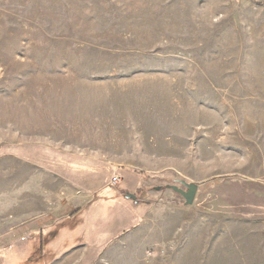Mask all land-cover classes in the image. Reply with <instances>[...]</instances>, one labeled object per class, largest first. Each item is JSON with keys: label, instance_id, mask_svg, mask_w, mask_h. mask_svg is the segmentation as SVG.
Masks as SVG:
<instances>
[{"label": "rangeland", "instance_id": "374dc122", "mask_svg": "<svg viewBox=\"0 0 264 264\" xmlns=\"http://www.w3.org/2000/svg\"><path fill=\"white\" fill-rule=\"evenodd\" d=\"M0 264H264V0H0Z\"/></svg>", "mask_w": 264, "mask_h": 264}, {"label": "crops", "instance_id": "0c3cea01", "mask_svg": "<svg viewBox=\"0 0 264 264\" xmlns=\"http://www.w3.org/2000/svg\"><path fill=\"white\" fill-rule=\"evenodd\" d=\"M66 186H68L70 190H73V184L70 181L64 180ZM82 191V190H80ZM95 191V190H94ZM83 192V191H82ZM97 192V191H96ZM70 193V192H69ZM72 193V191H71ZM81 195L82 198H90L89 200L85 201L83 198L82 202L79 204L74 203V195L68 196H63V199H59L57 201V204L55 206V215L51 218L50 222L45 224L44 232L50 233V235L56 234V235H61L63 234L66 230H76L79 229L82 233H90L91 237L90 240L88 241L86 238L81 240L80 238V243L76 247L72 248L74 250L81 249L84 247V250H104L107 246V243H112V240L118 237L121 233L122 230L120 228L122 224V219L124 217H128L131 215V212H133V207L129 208L126 206V208H129L126 214H122V202L120 201L119 198H112L109 196L106 200H103V198L98 196H94L96 198H93V192ZM92 194L91 196H89ZM95 194V193H94ZM107 202V206H106ZM135 204L138 203L134 201ZM119 207L118 212L116 213V208L115 206ZM107 208L108 210H111V213L109 216L112 217V221L109 224V228L104 229L101 224H100V219H103L104 216L101 214L103 211ZM74 211H77L73 214ZM135 212V211H134ZM114 213V214H113ZM116 213V214H115ZM136 214V212H135ZM93 219H98L95 223L92 229L91 226H88V223L90 222L89 220ZM92 221V220H91ZM89 227V228H88ZM136 227V226H134ZM133 227V228H134ZM52 234V239L55 238V236ZM108 234V237L105 235ZM84 237V236H83ZM111 246V245H109Z\"/></svg>", "mask_w": 264, "mask_h": 264}, {"label": "water", "instance_id": "95a60500", "mask_svg": "<svg viewBox=\"0 0 264 264\" xmlns=\"http://www.w3.org/2000/svg\"><path fill=\"white\" fill-rule=\"evenodd\" d=\"M179 184L181 185V187L177 185H169V187L182 196L185 205L192 204L197 192L198 185L194 182H187L185 180H179ZM124 198L137 202V198L134 193L125 192Z\"/></svg>", "mask_w": 264, "mask_h": 264}, {"label": "built area", "instance_id": "2783aa9c", "mask_svg": "<svg viewBox=\"0 0 264 264\" xmlns=\"http://www.w3.org/2000/svg\"><path fill=\"white\" fill-rule=\"evenodd\" d=\"M121 181L120 177L118 175H114L112 177L113 184L119 183Z\"/></svg>", "mask_w": 264, "mask_h": 264}, {"label": "trees", "instance_id": "16d2710c", "mask_svg": "<svg viewBox=\"0 0 264 264\" xmlns=\"http://www.w3.org/2000/svg\"><path fill=\"white\" fill-rule=\"evenodd\" d=\"M75 212H77V211H74L73 214H74Z\"/></svg>", "mask_w": 264, "mask_h": 264}]
</instances>
